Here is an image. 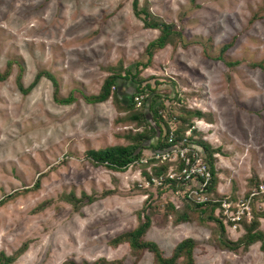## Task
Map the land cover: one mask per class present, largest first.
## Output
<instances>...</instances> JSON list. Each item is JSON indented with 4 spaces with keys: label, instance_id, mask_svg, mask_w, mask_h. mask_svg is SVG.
Wrapping results in <instances>:
<instances>
[{
    "label": "rangeland",
    "instance_id": "374dc122",
    "mask_svg": "<svg viewBox=\"0 0 264 264\" xmlns=\"http://www.w3.org/2000/svg\"><path fill=\"white\" fill-rule=\"evenodd\" d=\"M133 1L0 0V71L14 61L8 78L0 79V199L19 191L0 206V252L11 255L28 242L14 264L101 257L156 264L152 252L137 256L129 243H109L138 225L137 211L149 197L142 190L149 189L156 211L145 239L157 242L165 256L192 238L196 264H264L259 242L238 252L220 248L211 233L214 221L201 223L193 214V220L176 224L172 214L166 215V204L172 201L183 210L189 203L182 197L186 187H179V194L147 180L143 171L151 166L144 168L145 160L118 172L86 155L90 149L127 145L129 135L143 131L130 119L133 111L123 108L141 85L143 101L154 95L174 113L185 106L211 114L212 124L193 120L199 132L195 139L209 138L221 149L214 164L217 196L240 199L253 191L256 179L264 181V68L251 64L264 61V0H139L138 9L148 7L182 32L176 44L156 48L151 60L147 47L160 29L144 25ZM226 44L224 59L238 64L217 58ZM119 63L130 69L118 79L120 102L113 97L87 101L85 96L97 94L110 74L106 67ZM21 70L24 87L38 71L52 72L58 95L69 101L55 99L47 77L24 93L17 84ZM203 120L205 130L199 128ZM72 192L98 198L76 210L63 198ZM262 196L254 198L252 209L264 212ZM225 225L230 240L245 233L243 227Z\"/></svg>",
    "mask_w": 264,
    "mask_h": 264
},
{
    "label": "trees",
    "instance_id": "16d2710c",
    "mask_svg": "<svg viewBox=\"0 0 264 264\" xmlns=\"http://www.w3.org/2000/svg\"><path fill=\"white\" fill-rule=\"evenodd\" d=\"M139 0H134V12L137 16L141 18L144 25L149 28L160 29V35L156 41L151 42L147 47V53L149 60L152 59L155 54L156 48L165 47L168 44H176L177 39L180 38L182 32L179 31L175 25L164 22L161 18L155 17L148 7L143 9H138ZM144 14V16H142ZM178 36V37H176ZM230 47L229 44L224 45L218 59H223L227 64H238L239 62H229L224 59L223 53ZM8 68L4 71H0V79H7L12 71L13 60H9ZM252 66H260L264 68V61L258 63H251ZM110 74L105 78L100 91L95 95L85 96L86 100L90 103H102L107 101L110 97H113L120 102L118 93V79L124 78L122 72H130V69L124 68L122 63H119L116 67H106ZM139 73V72H138ZM42 77L49 78L55 87V99L60 102H68V98H61L59 94V82L55 75L48 70H40L36 74L34 80L30 83L28 87H24L22 83V70L17 77V84L19 88L24 93H29L40 81ZM148 86V85H146ZM146 89L138 85L136 92L132 95L130 102L123 105L125 110H131L130 119L135 121L139 126L144 127L143 131L137 132L134 135H129V139L132 140L131 143L127 145H114L107 146L100 149H90L87 151V157L92 160L97 165H104L109 169L118 172L126 171L132 164L142 160L147 156L145 152L147 149L151 148L153 151L162 150L169 147L171 144L168 142L171 134L175 136V143L181 141L186 137L187 132L191 129L190 139L195 140L200 144L206 151L208 161L210 163L213 180L211 184V189L215 190L217 184V177L215 172V161L216 153L220 152V148H214L202 137L195 136L199 135V132L195 129L194 120L195 118H205L207 121H211V114L203 112L201 110H191L185 106L178 108L176 113L173 112V107H168L164 101H157V96L151 95L146 97L143 104L137 106L134 97L138 94H145ZM149 105L147 106V101ZM177 100L181 98L177 97ZM169 112H168V111ZM149 111V112H147ZM175 111V110H174ZM152 117V122L149 121V115ZM168 113V115H167ZM150 156V155H149ZM149 156H147L149 158ZM172 162L165 161L160 162L156 159H148L146 163H142L144 168L151 166L150 171L144 169L143 173L147 180L152 181L154 177H164L165 180L162 182L160 188H164L167 185L171 186V189L176 190L181 187V182L176 180H171L167 177V174L171 170ZM260 181V180H259ZM259 181L256 179L254 187H257ZM40 184V178L36 182V187ZM112 191H107L105 194H110ZM19 191H15L8 194L3 199H0V206L4 205L8 199L12 198ZM142 193L148 194V202L146 201L143 209L137 211L138 225L131 231H126L115 238H113L109 243L112 246H118L123 243H129L132 251L138 256L145 250L152 252L154 255V260L156 264H196L194 257V249L196 242L192 238H187L175 246L173 252L170 256H165L157 242L145 239L147 231L151 228L153 224V213H155V208L151 202L153 193L149 189L142 190ZM162 194V189L159 191ZM264 198V194L262 196ZM65 198L69 203L73 205L76 210H80L83 206L85 200L92 203L97 200L96 195H90L83 193L82 196L77 197L74 192L69 195H65ZM47 203V202H46ZM45 203V204H46ZM219 206V203H209V204H195L189 201L187 206L183 210H179L169 201L166 204V215L172 214L174 216V221L176 224L189 222L196 218L201 223H206L209 220L214 221L217 224V228L213 229L212 237H214L218 246L222 249H227L230 251L238 252L240 249L248 250L251 245L255 243H260V248L264 252V230L260 228V218L264 217V212H259L253 206L251 219L248 220L244 218L241 222V227L245 233L233 241L227 238L226 225L221 217V214L216 215L215 212ZM44 208V205H40L38 209ZM148 210V211H147ZM29 247L28 242H24L18 250L13 254L7 255L5 252H0V264H14L27 250ZM62 264H127L121 259L109 260L105 257L98 258L94 261L84 260L82 262H77L75 260H66ZM134 264V263H133Z\"/></svg>",
    "mask_w": 264,
    "mask_h": 264
},
{
    "label": "built area",
    "instance_id": "2783aa9c",
    "mask_svg": "<svg viewBox=\"0 0 264 264\" xmlns=\"http://www.w3.org/2000/svg\"><path fill=\"white\" fill-rule=\"evenodd\" d=\"M137 106L142 105L143 95L134 97ZM191 129L178 143H175V136L171 134L168 142L171 144L162 150L154 151L149 158L156 159L160 162L169 161L173 166L167 177L171 180L181 182L186 189L182 192L178 189L176 192L181 193L182 197L195 204L219 203L217 212L221 214L226 224L231 225L234 229L241 227L244 218L251 219L252 202L260 194H264V181L250 193H247L240 199H232L230 196H217V192L211 189L213 173L208 161L205 149L195 140L190 139ZM148 157L144 162L146 163ZM153 181L162 183L164 177H154Z\"/></svg>",
    "mask_w": 264,
    "mask_h": 264
},
{
    "label": "crops",
    "instance_id": "0c3cea01",
    "mask_svg": "<svg viewBox=\"0 0 264 264\" xmlns=\"http://www.w3.org/2000/svg\"><path fill=\"white\" fill-rule=\"evenodd\" d=\"M119 88V87H118ZM207 122V121H206ZM204 120L203 121H201L200 122V124H199V128H201L202 130H205V128H206V126H207V123H209V124H212L213 122L212 121H208L207 123H206ZM206 138V137H205ZM207 142H209V143H211V141H210V139L208 138H206L205 139Z\"/></svg>",
    "mask_w": 264,
    "mask_h": 264
}]
</instances>
